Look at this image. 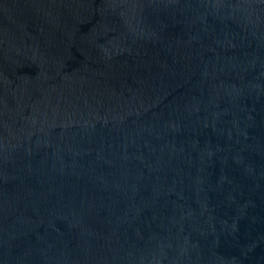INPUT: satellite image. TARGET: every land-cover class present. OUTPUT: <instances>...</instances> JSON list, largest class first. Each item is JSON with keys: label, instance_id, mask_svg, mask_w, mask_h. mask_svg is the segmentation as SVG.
<instances>
[{"label": "water", "instance_id": "water-1", "mask_svg": "<svg viewBox=\"0 0 264 264\" xmlns=\"http://www.w3.org/2000/svg\"><path fill=\"white\" fill-rule=\"evenodd\" d=\"M0 264H264V0H0Z\"/></svg>", "mask_w": 264, "mask_h": 264}]
</instances>
